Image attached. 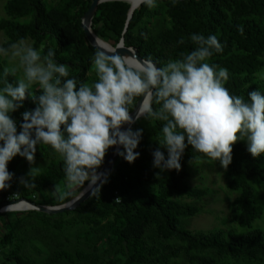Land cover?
Returning a JSON list of instances; mask_svg holds the SVG:
<instances>
[{"label":"trees","instance_id":"trees-1","mask_svg":"<svg viewBox=\"0 0 264 264\" xmlns=\"http://www.w3.org/2000/svg\"><path fill=\"white\" fill-rule=\"evenodd\" d=\"M93 1L9 0L4 6L7 18L0 19V32L7 38L3 46L23 39L43 55L53 49L56 62L67 67L68 78L91 85L97 79L92 59L98 50L86 39L81 24ZM130 8L124 1L101 3L92 20L93 34L113 48L123 40L126 48L135 49L143 60L151 59L158 67L191 52L195 48L191 34H215L224 50L209 63L229 71L225 87L230 94L247 99L252 91L264 92V79L258 76L264 71V0H158L153 8L142 3L129 20ZM160 8L169 23L152 24ZM181 38L183 44L178 43ZM4 68L0 64V88L15 80L4 76ZM30 91L33 97L40 94L39 88ZM35 107L32 98L25 99L13 119L22 122V113ZM162 124L148 117L135 122L133 130L143 129L136 149L139 158L129 164L117 155L100 193L77 209L54 215L34 210L1 213L0 264H264V232L254 228L264 205L252 186L253 182L264 185V156L254 158L246 141H238L226 169L227 188L238 194L230 206L232 220L245 233H193L181 223L200 210L174 197L201 201L208 192L187 185L189 167L196 160L220 165L189 146L179 172L160 173L153 167L152 153L159 147L156 139ZM161 150L167 157L166 150ZM35 162L44 164L45 170L33 178L30 188L20 183L28 176V161L18 155L9 162L8 170L14 174L12 190L0 191V204L11 193L19 200L56 207L81 193V188L61 192L66 183L65 163L51 146H38ZM117 198L121 202H115Z\"/></svg>","mask_w":264,"mask_h":264},{"label":"clouds","instance_id":"clouds-1","mask_svg":"<svg viewBox=\"0 0 264 264\" xmlns=\"http://www.w3.org/2000/svg\"><path fill=\"white\" fill-rule=\"evenodd\" d=\"M143 3L153 8L158 0ZM189 39L195 48L162 67L151 59L141 63L108 54L97 40L100 50L92 59L97 79L91 85L68 78L67 67L56 62L53 49L43 55L23 39L7 48L0 44V57L9 59L4 76L15 77L0 88V191L13 180L8 164L14 157L34 164L37 147L49 145L64 160L67 184L81 188V197L88 191L100 193L108 174L98 170L109 149L116 148V154L129 164L139 158L136 149L143 129L133 130L131 125L143 117L163 122L156 139L159 147L152 153L153 167L160 173L179 172L189 146L225 170L238 141H246L254 158L264 156V92L252 91L247 99L230 94L225 87L229 71L209 63L224 50L218 36L193 33ZM184 42L183 38L178 41ZM258 76L264 79V71ZM34 85L40 89L35 97L30 91ZM29 97L36 107L23 112L18 122L12 114ZM138 97H145L147 103L133 117L131 106ZM38 170L32 167L20 183L33 187Z\"/></svg>","mask_w":264,"mask_h":264},{"label":"rangeland","instance_id":"rangeland-1","mask_svg":"<svg viewBox=\"0 0 264 264\" xmlns=\"http://www.w3.org/2000/svg\"><path fill=\"white\" fill-rule=\"evenodd\" d=\"M9 0H0V19L7 18L4 6ZM164 20L169 23V17L165 11L160 8V15L156 16L151 22L157 24ZM32 45L30 40H26ZM7 42V38L3 32H0V44L4 45ZM0 64L4 67L9 66V59L7 57H0ZM19 75V73H18ZM39 88L38 85H34L32 88ZM28 167L26 173L28 175L32 167L39 168L35 173V177L40 174H44L45 165L41 162H34V164L27 163ZM189 178L186 183L192 188H198L207 190L208 194L201 201L189 199V198H176L180 203L192 204L196 206L200 212L196 216L188 219H183L181 224L193 233H210L217 230L221 231H234L236 234H243L246 230L240 229L232 220L230 206L234 199L237 197V193H233L228 190L227 182L228 175L227 171L221 166L215 165L213 162L206 160H196L188 169ZM100 172V171H99ZM13 182H10L9 191L12 189ZM252 186L256 192L257 198L262 205H264V185L253 182ZM11 187V188H10ZM86 187V186H85ZM79 187L64 184L61 192L71 190L75 191ZM49 192H46L48 196ZM54 194V193H53ZM12 197L13 194H8L7 197ZM38 199H41L38 195ZM16 200H19L17 197ZM27 209L25 211H29ZM17 212L22 213L24 211H6L4 213ZM254 228L264 232V210L262 218L254 224Z\"/></svg>","mask_w":264,"mask_h":264},{"label":"water","instance_id":"water-1","mask_svg":"<svg viewBox=\"0 0 264 264\" xmlns=\"http://www.w3.org/2000/svg\"><path fill=\"white\" fill-rule=\"evenodd\" d=\"M112 1H124L127 2V0H94L89 8V10L87 11V13L84 15L83 21H82V29L85 33L86 39L88 40V42L90 43V45H92L93 47H95L97 50H100V48L98 47L96 41H95V35L93 34L92 30H91V25H92V20L93 17L95 16V13L97 11L98 6L101 3L104 2H112ZM128 3V2H127ZM141 5V4H140ZM139 5V6H140ZM133 11L130 8L129 11V16L128 19L130 20L133 14ZM102 41V40H100ZM123 41V40H121ZM102 43L106 46V49H103L105 52H107L108 54H119L121 56H128V57H132L137 61H140L141 63L145 60H143L137 53V51L135 49H131V48H126L123 44V46H120V43L115 47H111L110 45H108L107 43L103 42ZM145 97H142L140 99V101L138 102V104L136 105V107L133 109V112L131 113V115L133 117H135V111L136 109L142 104L143 100ZM133 125V124H132ZM131 125V126H132ZM128 125H125L124 128H127ZM117 150L116 148H112L109 150V153L107 155V158L105 160V163L102 167V169L100 170L101 173H107L108 175L112 172L113 170V166L117 157L116 154ZM87 187V186H86ZM82 192V191H81ZM91 196V191H88L83 197H81V193L72 201L61 205V206H56V207H50V206H42V205H36L33 202H30L28 200H19V201H12V202H3L0 204V214L6 212L5 208L8 206H12L15 204H18L20 202H24L28 205L31 206V210L34 211H38L41 213H46V214H59V213H64V212H68V211H73L75 209H77L83 202H85L89 197Z\"/></svg>","mask_w":264,"mask_h":264},{"label":"bare ground","instance_id":"bare-ground-1","mask_svg":"<svg viewBox=\"0 0 264 264\" xmlns=\"http://www.w3.org/2000/svg\"><path fill=\"white\" fill-rule=\"evenodd\" d=\"M127 2L130 4V7L132 10H136L139 7V5L143 3V0H127ZM97 40L100 41V39L95 36L96 43H97ZM100 42H102V41H100ZM104 49H106V46L104 47ZM126 57H128V56H126ZM144 103H147L145 98H144L142 104H144ZM27 209H31V206L24 203V202H20L18 204L6 207L5 211H25Z\"/></svg>","mask_w":264,"mask_h":264},{"label":"built area","instance_id":"built-area-1","mask_svg":"<svg viewBox=\"0 0 264 264\" xmlns=\"http://www.w3.org/2000/svg\"><path fill=\"white\" fill-rule=\"evenodd\" d=\"M17 199V195L16 194H13L12 197H7L6 198V202H12V201H19V200H16Z\"/></svg>","mask_w":264,"mask_h":264}]
</instances>
